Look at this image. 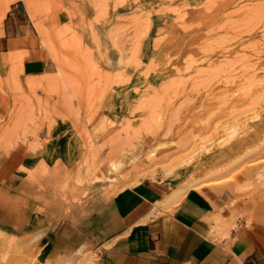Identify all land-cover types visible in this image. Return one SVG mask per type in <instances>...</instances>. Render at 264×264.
<instances>
[{
  "label": "rangeland",
  "instance_id": "374dc122",
  "mask_svg": "<svg viewBox=\"0 0 264 264\" xmlns=\"http://www.w3.org/2000/svg\"><path fill=\"white\" fill-rule=\"evenodd\" d=\"M27 1L0 6L1 25L8 6L23 3L33 32L31 52L9 46L0 151L23 150L8 133L31 138V154L55 147L53 159L25 170L27 182L107 201L161 181L166 210L178 203L172 192L183 199L197 179L206 197L231 196L216 209L229 229L264 200V0ZM41 59L46 73L21 83L23 63ZM44 131L49 140L37 141ZM63 150L69 169L58 168ZM42 234L0 226V264H64L45 255Z\"/></svg>",
  "mask_w": 264,
  "mask_h": 264
},
{
  "label": "crops",
  "instance_id": "0c3cea01",
  "mask_svg": "<svg viewBox=\"0 0 264 264\" xmlns=\"http://www.w3.org/2000/svg\"><path fill=\"white\" fill-rule=\"evenodd\" d=\"M18 3L8 6L0 25V97L6 99L10 94L5 81L11 73L9 46L19 42L23 53L29 51L33 33L26 7ZM47 67L42 59L25 61L19 72L21 83L41 77ZM4 108L0 107V131L8 122ZM7 136L11 142L26 143L21 153L18 145L0 151V226L18 237L44 232L38 238L39 246L48 258L62 261L70 254L75 264L85 252L94 255L91 264H264V200L252 208L248 204L247 217L229 229L234 223L220 221L216 209L231 196L223 193L210 199L191 191L175 206L157 211L156 202L168 193L161 181H143L107 201L98 194L63 199L50 184L43 183L40 191V182L29 183L24 174L40 161L53 159L52 143L31 154L25 150L31 138L14 139L19 133ZM49 138L46 131L37 135L39 142ZM71 158L66 150L59 153L58 168L69 169ZM46 165L56 169L54 163Z\"/></svg>",
  "mask_w": 264,
  "mask_h": 264
},
{
  "label": "bare ground",
  "instance_id": "6f19581e",
  "mask_svg": "<svg viewBox=\"0 0 264 264\" xmlns=\"http://www.w3.org/2000/svg\"><path fill=\"white\" fill-rule=\"evenodd\" d=\"M30 2V1H29ZM27 0H26V2H25V4L27 3V5H28V3H29ZM248 8V7H247ZM249 8H251V7H249ZM256 8H258V7H256ZM253 10V9H252ZM255 11V10H254ZM248 16V15H247ZM251 18V17H250ZM240 28V27H239ZM244 28H245V26H244ZM185 67V66H184ZM224 79V78H223ZM227 81V80H226ZM262 92V91H261ZM246 93V92H245ZM248 94V93H247ZM264 94V93H263ZM260 95V94H259ZM243 97V96H242ZM237 98V97H236ZM260 99V98H259ZM263 99V98H262ZM262 101V100H261ZM254 167V166H253ZM205 180V179H204ZM191 182V183H190ZM189 183V185L184 189L186 192L187 191H189V190H193V191H199L200 189H203V187L204 186H202V182L203 181H200V180H198L197 181V179H193V181H190ZM204 183V182H203ZM125 186V185H124ZM205 188V187H204ZM174 192V191H173ZM173 192H172V197H176L175 198V200L176 201H180L181 200V198H182V196H184V194L182 193V194H173ZM165 198H166V196L165 197H163V199L162 200H165ZM159 201V202H156V204H155V208H156V210L157 211H162V210H165V206H164V208H163V201ZM106 201V200H105ZM153 213V212H152ZM151 213V214H152ZM74 249V248H73ZM74 253V252H73ZM79 253H80V251H79ZM91 255V254H90ZM69 256H70V254H69ZM69 256H67V258H66V256H65V258L63 259V262H64V264H73L74 263V261L72 260V258L71 257H69ZM64 257V256H63ZM86 258H87V255H85V252H84V254L82 255V258H81V260L80 261H77L75 264H83V260H86Z\"/></svg>",
  "mask_w": 264,
  "mask_h": 264
}]
</instances>
